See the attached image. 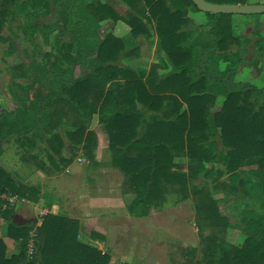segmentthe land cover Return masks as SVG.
<instances>
[{"label": "trees", "instance_id": "1", "mask_svg": "<svg viewBox=\"0 0 264 264\" xmlns=\"http://www.w3.org/2000/svg\"><path fill=\"white\" fill-rule=\"evenodd\" d=\"M6 1L15 0L1 3ZM119 1L127 7L122 13L109 0H26L16 5L19 10L26 5L44 8V14L49 6L58 9V21L53 24L57 28V55L50 64L32 60L16 65L24 73L15 76L31 73L33 80L25 87L16 84L28 90L24 99L9 91L17 107L0 110V145L14 137L31 147L34 137L41 138L65 117L64 123L70 127L65 130L70 141L67 146L92 149L93 133L85 131L82 116L97 114L108 139L112 165L123 173L122 189L135 195L130 211L145 213L156 197L171 188L182 198H193L198 228L201 223L226 225L227 219L219 213L207 188L192 182L200 173L209 172L206 163L222 165L232 190H236L237 180L242 195L251 194L240 177L244 173L264 195V88L236 79L238 65L230 60L229 44L239 38L234 35L232 14L204 12L212 22L207 35L187 41V10H199L193 0ZM4 11L1 8L0 14ZM105 21L125 24L133 37H151L154 32L168 72L144 73L119 66L127 44L112 31L101 35ZM38 28L26 27L25 32ZM258 42L264 52V44L260 39ZM76 67L85 69L86 74L75 78ZM218 97L221 102L216 106ZM69 115L72 119H67ZM184 156L189 160V171L173 170L175 158ZM16 182L0 167V194L24 197L27 187ZM12 211L8 201L0 198V217L8 221L6 235L19 247L18 253L7 256L6 244L0 238V264H110L107 253L78 239L79 221L61 213L41 216L34 251L28 254L33 224L15 223ZM241 222L248 234L240 246L209 236L197 263L264 264V213H247Z\"/></svg>", "mask_w": 264, "mask_h": 264}, {"label": "rangeland", "instance_id": "2", "mask_svg": "<svg viewBox=\"0 0 264 264\" xmlns=\"http://www.w3.org/2000/svg\"><path fill=\"white\" fill-rule=\"evenodd\" d=\"M1 1L3 0H0V9L4 7L5 11L0 14V110L2 108L14 109L17 107V102L12 98L9 91H14L18 98L24 99L28 94V90L23 91L24 89L18 88L16 84L25 87L33 80V74L31 73H26L23 76H15V73H24L23 70H18L16 65L21 64L24 66L32 60L44 63L47 61L50 64L53 58L56 57L57 52L54 38L57 28L54 27L53 24H55L59 18L58 9L54 6H49L47 12L44 14L46 11L44 8L34 9L26 5L22 10H19L18 7H16V5L26 0L6 1L4 4L5 6ZM109 2L120 13L127 9L126 5L123 3L118 4L116 2L117 4L114 6L115 3L110 0ZM262 17H264V14L242 16L234 32V35L238 36L239 39L237 42H230L229 50L230 60L237 62L238 65L236 79L256 87L264 88V52L260 51L258 46L259 39L261 43L264 44V20L258 24L257 22H253L262 19ZM118 23L114 25L112 21L102 22L100 27L101 35L103 36L106 32L112 31L114 35H118L117 37H122V31L117 29ZM36 26L39 28L32 32H25L26 27L30 29ZM232 26L235 27V25ZM150 29L153 31L152 27ZM208 29L209 28L206 26L205 29L201 31V36H206ZM152 35L154 37V32H152ZM125 37L126 38H122L127 44L126 54H129H125L126 56L120 58V61L117 62L119 66L129 65L132 69H141L139 72L146 73L148 71L156 72L154 68V65H156L157 74L162 75L168 72V70L164 72V68L161 67L162 61H165L166 64L167 60L162 57L163 55L158 50L156 44L154 47V38L146 39L143 35L133 37L130 33ZM3 38L5 40H2ZM9 42L13 45L12 49L9 46ZM158 53L161 54L162 59H160ZM85 74V69L76 67L73 76L78 78ZM261 101L264 102V97H261ZM220 102L221 99L219 97L216 98V106H218ZM67 119H72V116L69 115ZM82 120L84 122L85 131H91L93 133L91 142L95 143V146L93 145L95 150L99 146L98 135L101 134L102 137H105L106 143L105 141L103 144L102 141L99 143L101 147H103L102 145L104 144H107V147L105 146L98 151V156L101 158L99 163L108 166V152L110 153L111 162L112 156L108 147L106 133L103 130L102 124L98 121V115L94 114L90 118L82 116ZM64 122L65 117H62L61 123L51 129L47 134L42 135L41 139L44 140L43 143L47 148L49 147L52 152L54 150V142L59 143L62 153L65 151L62 157L66 158L65 160H67V162H61L59 160L57 166L59 167L58 170H60V173L67 175L70 173L67 170L70 160L75 159V161H78L80 164H87V159H89L87 151H91L90 153L92 154L94 150L93 148H88L87 150L81 148L80 150L76 147V144H72L74 148H72V145L71 147L67 146L70 141L65 134V130L70 129V127L66 126ZM53 134L56 136H53ZM5 141L7 143L4 142L0 145V167L16 181L12 174L16 173L17 162H19L17 156H19V153H23L24 147L29 149V151L38 150V140L37 137H34L33 146L31 147L22 145L16 141L14 137L7 138ZM4 151L8 156L2 153ZM47 153L49 154L48 151ZM93 154L96 155L95 151ZM95 157L96 156H94V158ZM187 159V156L175 159V165L178 171H182L183 173L189 171L190 166L189 160L187 161ZM54 160L56 161V159ZM205 167L206 170L209 169V172L206 175L204 174L205 171L200 173L198 178L193 179L192 182L207 188L219 213L227 219L226 225L211 227L201 223V227L198 228L196 224L198 214L195 209L193 198L187 197L180 199V194L168 188V191L164 192L165 194H170L166 201L153 202V204L146 207L145 213L143 214L130 211L129 205L131 202H129L128 205L125 203L126 209L123 206H121L120 209L112 207L106 212L110 218L109 223H125L124 225H126V227L128 226L127 229L126 227L123 228V235L110 233L107 237V235L100 233L91 234L92 227L88 224H82L81 221L77 219L80 225L78 239L107 253L110 256V264H124L121 263V257H124V253H120L119 251L114 252L112 248H114L116 244H119L121 240L127 243L131 238H138L144 244L138 249L135 248L133 253H129L125 258H133L134 261L138 260L140 263L144 261V264H198L197 262L201 258L203 252L202 247L206 244L204 239L209 236H215L219 241L232 246H240L248 234L243 229L241 218L247 213H264V195L260 194L255 183H252L251 179L246 177L244 173H241L240 177L243 178L248 188L251 189L248 190L251 191L249 195H242V188L238 185L237 180L235 181L236 190L234 191L231 189L229 174L222 169V165L218 163H213L211 165L210 163H206ZM113 168L118 169L114 166ZM217 170H221V173L219 174ZM115 177L117 180L123 181V173L119 169L115 172ZM190 181L191 180L188 179V184H190ZM16 183L20 184L21 182L17 180ZM66 191L71 193L69 189H66L64 192ZM14 196L16 195L10 192L0 194V198L5 201L6 197L14 198ZM158 198H161V196ZM8 203L12 208L15 201H8ZM3 207H5V205H3ZM42 215H40V213L37 214V218H39L40 221ZM127 215L135 217L132 219L133 221H131V223L127 221L129 220L127 219ZM36 220L38 221V219ZM156 234L160 242L158 245L153 244L152 246H154V249L151 251L148 249L150 246L149 243L154 239ZM108 238L112 248H109V245L104 247V243ZM93 241H97L102 247H99V245ZM201 264L205 263L202 262Z\"/></svg>", "mask_w": 264, "mask_h": 264}, {"label": "crops", "instance_id": "3", "mask_svg": "<svg viewBox=\"0 0 264 264\" xmlns=\"http://www.w3.org/2000/svg\"><path fill=\"white\" fill-rule=\"evenodd\" d=\"M110 1L115 3L114 6L117 3L121 4L119 0ZM244 4H264V0L249 1ZM186 16L188 19L187 26L185 27V29L188 30L187 41L201 35V31L205 29L206 26L210 28L212 24V22L208 20L204 12L200 10L197 11L192 8H188ZM242 16L246 15L232 14L230 20L232 22V25H235V27L232 26L234 32L236 31V25L238 26L239 20ZM262 20H264V17L253 22H257L258 24L259 22H262ZM118 24L119 25L117 29H120L123 34L122 37L126 38L125 36L130 33L129 27L123 23ZM141 35L145 36L144 34ZM145 38H154L155 47V44L157 42V37L155 34L154 37L152 35L151 37L145 36ZM161 54H159L160 59L164 57L163 54V56L161 57ZM126 66L130 67L129 65ZM161 67L164 68V72L169 70V66L167 62L165 64V61H162ZM130 68L132 69V67ZM154 68L156 71L155 73H158L156 65H154ZM132 70L138 71L135 69ZM37 140L39 147L38 150L29 151V149L24 147V149L22 148L23 153H19V156H17V160L19 162H17L16 173L12 174V176L15 180L20 181L27 188H25V195L24 197H21V199H19L20 197H18L17 195L14 196V198L11 197L13 199L12 202L15 201L14 205L12 206V220L15 223L21 225L32 223L34 228L39 229L41 221L39 220V218H37V214L40 213V215H42L47 212L55 214L62 213L63 215L79 219L82 224H88L90 227H92V232L94 233L104 234L107 235V237L110 233L123 235L124 232H122V230H124L123 228L126 227V225H124L125 223H109L110 218L106 212L112 207L120 209V207L123 206L126 209L125 203L128 205L129 202L133 200L134 195L130 192L123 191L121 183L122 181L117 180V178L115 177V172L118 169L113 168V165H111L112 162L109 152L108 166L99 163L101 161V158L100 156H98V151L103 149L105 146L107 147V144H104L102 145L103 147H101V144L99 142L102 141L103 144V142L105 141L106 143L105 137H102L101 134L98 135L99 146L96 148V150L94 148L95 145L93 146V150L95 151L96 155L93 154L94 151H92V158L90 160L87 159V164H80L78 161H75V159L70 160L67 169L70 173L67 175L60 173V170H58L59 167L57 166V162L59 160L63 162L66 159L62 157L64 156L65 151L62 153V149H60L61 146L59 145V143L54 142V150L52 152L49 147L47 148L45 146V144L43 143L44 140L38 137ZM4 142L6 141H3L1 144H3ZM76 147L81 150V145H76ZM46 150L53 156L54 159H56V161L52 158L51 155L47 153ZM2 153L5 156H8L5 151ZM94 156L96 157L94 158ZM172 169L175 170L176 165H174ZM182 170L185 171L184 169ZM30 187L34 188V193H32L31 189V191H28V188ZM66 189H69L71 193H68L67 191L64 192ZM168 196H170V194L164 193L161 198L156 197L154 202L166 201ZM7 198L9 197H6V200ZM179 198L181 199L182 196H179ZM133 218L135 217H130L127 215V219H129L127 221L129 223L133 221ZM36 219H38V221ZM7 224L8 221L5 218L0 217V238H2L5 242L6 254L7 256H9L11 254L18 253L19 247L12 238L6 235ZM127 228L128 226L126 227V229ZM93 242L97 243L99 247H102V245H100L97 241ZM159 242V238L156 234L154 239L149 243L150 246L148 247V249L152 251L154 249V246L152 245H158ZM143 244L144 243L138 238H131V240H129V242L127 243L121 240L119 244H116V246L112 248L108 238V240H106V242L104 243V247L109 245V248H112L114 252L119 251L120 253H124V257H121V263L126 262L129 264H144V261L140 263L138 260L134 261L133 258H125L126 255H129V253H133V250L135 248L138 249L139 247H142Z\"/></svg>", "mask_w": 264, "mask_h": 264}, {"label": "water", "instance_id": "4", "mask_svg": "<svg viewBox=\"0 0 264 264\" xmlns=\"http://www.w3.org/2000/svg\"><path fill=\"white\" fill-rule=\"evenodd\" d=\"M193 3L203 12L244 15L264 13V4H218L206 0H193Z\"/></svg>", "mask_w": 264, "mask_h": 264}, {"label": "built area", "instance_id": "5", "mask_svg": "<svg viewBox=\"0 0 264 264\" xmlns=\"http://www.w3.org/2000/svg\"><path fill=\"white\" fill-rule=\"evenodd\" d=\"M7 200L9 202H12V198H7ZM38 228H34L32 231L29 232V240H28V243H27V253L28 254H32L33 251H34V237L36 235V232H37Z\"/></svg>", "mask_w": 264, "mask_h": 264}]
</instances>
